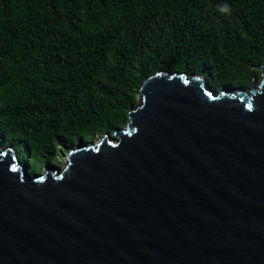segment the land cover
<instances>
[{
	"label": "water",
	"instance_id": "obj_1",
	"mask_svg": "<svg viewBox=\"0 0 264 264\" xmlns=\"http://www.w3.org/2000/svg\"><path fill=\"white\" fill-rule=\"evenodd\" d=\"M248 89L155 71L122 128L29 174L0 144V264H264V62Z\"/></svg>",
	"mask_w": 264,
	"mask_h": 264
},
{
	"label": "trees",
	"instance_id": "obj_2",
	"mask_svg": "<svg viewBox=\"0 0 264 264\" xmlns=\"http://www.w3.org/2000/svg\"><path fill=\"white\" fill-rule=\"evenodd\" d=\"M263 62L264 0H0V144L29 174L57 166L122 128L155 71L218 92L248 89Z\"/></svg>",
	"mask_w": 264,
	"mask_h": 264
},
{
	"label": "rangeland",
	"instance_id": "obj_3",
	"mask_svg": "<svg viewBox=\"0 0 264 264\" xmlns=\"http://www.w3.org/2000/svg\"><path fill=\"white\" fill-rule=\"evenodd\" d=\"M258 79V78H257ZM102 136H98L97 137V139L95 140V141H97L99 138H101ZM95 141H93V142H95ZM67 155V154H66ZM66 155H63L62 156V158H61V161H59V164L56 166V168H62V166H63V164H64V159H65V156ZM43 168H40V167H37V166H34L33 164H32V168H31V171L33 172V173H31V174H38V173H42L43 172Z\"/></svg>",
	"mask_w": 264,
	"mask_h": 264
},
{
	"label": "clouds",
	"instance_id": "obj_4",
	"mask_svg": "<svg viewBox=\"0 0 264 264\" xmlns=\"http://www.w3.org/2000/svg\"><path fill=\"white\" fill-rule=\"evenodd\" d=\"M217 11L219 12V14L227 16L231 14L232 8L228 4H221L217 6Z\"/></svg>",
	"mask_w": 264,
	"mask_h": 264
}]
</instances>
